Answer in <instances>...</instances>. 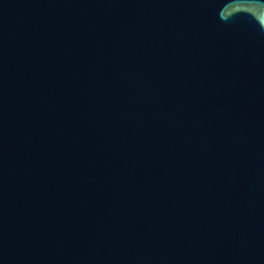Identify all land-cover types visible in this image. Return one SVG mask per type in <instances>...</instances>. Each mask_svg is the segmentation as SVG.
<instances>
[{"label": "water", "instance_id": "water-1", "mask_svg": "<svg viewBox=\"0 0 264 264\" xmlns=\"http://www.w3.org/2000/svg\"><path fill=\"white\" fill-rule=\"evenodd\" d=\"M0 264H264V0H0Z\"/></svg>", "mask_w": 264, "mask_h": 264}]
</instances>
